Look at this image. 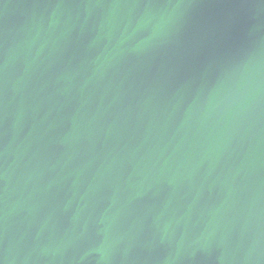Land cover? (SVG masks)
<instances>
[{
	"label": "water",
	"instance_id": "water-1",
	"mask_svg": "<svg viewBox=\"0 0 264 264\" xmlns=\"http://www.w3.org/2000/svg\"><path fill=\"white\" fill-rule=\"evenodd\" d=\"M0 264H264V0H0Z\"/></svg>",
	"mask_w": 264,
	"mask_h": 264
}]
</instances>
